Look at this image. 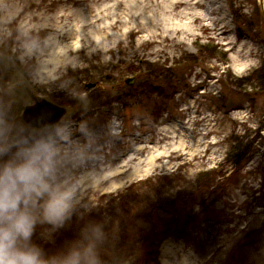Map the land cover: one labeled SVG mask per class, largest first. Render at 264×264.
<instances>
[{
  "label": "rangeland",
  "instance_id": "1",
  "mask_svg": "<svg viewBox=\"0 0 264 264\" xmlns=\"http://www.w3.org/2000/svg\"><path fill=\"white\" fill-rule=\"evenodd\" d=\"M30 96L66 117L31 131ZM41 138L74 190L62 222L34 227L46 256L87 234L100 264H152L128 250L140 236L158 264H264L259 0H0V144Z\"/></svg>",
  "mask_w": 264,
  "mask_h": 264
},
{
  "label": "clouds",
  "instance_id": "2",
  "mask_svg": "<svg viewBox=\"0 0 264 264\" xmlns=\"http://www.w3.org/2000/svg\"><path fill=\"white\" fill-rule=\"evenodd\" d=\"M10 152L0 163V264H100L87 234L84 241L55 256H46L31 243L38 219L59 223L67 217L74 190L55 180L58 150L51 140L0 144V156ZM37 206L39 217L34 214ZM92 235H99L98 227Z\"/></svg>",
  "mask_w": 264,
  "mask_h": 264
},
{
  "label": "water",
  "instance_id": "3",
  "mask_svg": "<svg viewBox=\"0 0 264 264\" xmlns=\"http://www.w3.org/2000/svg\"><path fill=\"white\" fill-rule=\"evenodd\" d=\"M261 7V15L264 22V8ZM133 80L126 81L131 85ZM31 103L26 106H19L16 114L31 131H47L58 126L66 117L67 109L58 107L45 99L30 96Z\"/></svg>",
  "mask_w": 264,
  "mask_h": 264
},
{
  "label": "trees",
  "instance_id": "4",
  "mask_svg": "<svg viewBox=\"0 0 264 264\" xmlns=\"http://www.w3.org/2000/svg\"><path fill=\"white\" fill-rule=\"evenodd\" d=\"M245 150H246V148L242 147V151L238 152L239 149H233L232 152L230 153V161H232V163L231 162L230 163L232 165H234V167H236V166L238 167L239 165H241L242 161L249 155L247 153L245 154ZM213 190L208 193V196L212 197L213 195H216L218 193L215 191V189H213ZM168 209L165 208L164 210H166L165 214L169 215ZM161 210H163V208L160 207L156 211H161ZM182 212H184V210H180V208H175V207L173 208V213H176V216H178L179 214L181 215ZM170 224L171 223H169V224L165 223V225H163V228L165 229L166 232L163 231L161 235L164 236L168 233V228H166V227H168ZM165 237H163V238H165ZM159 241H161V239H159ZM146 243H148L147 244L148 248H145V246H144ZM156 249L157 248L153 245L152 241H149L147 237L145 239H143V238H141V236L139 239L136 240V242H134V244H132V245L129 244V247H128L130 254L132 252H135L136 250H138L140 252L145 251V254L148 255L147 259H152V260H150L152 264H158L156 261V256H155V254L157 253ZM150 256H152V258Z\"/></svg>",
  "mask_w": 264,
  "mask_h": 264
},
{
  "label": "bare ground",
  "instance_id": "5",
  "mask_svg": "<svg viewBox=\"0 0 264 264\" xmlns=\"http://www.w3.org/2000/svg\"><path fill=\"white\" fill-rule=\"evenodd\" d=\"M259 3L262 6V8H264V0H259ZM131 159H132V157L129 160H131Z\"/></svg>",
  "mask_w": 264,
  "mask_h": 264
}]
</instances>
